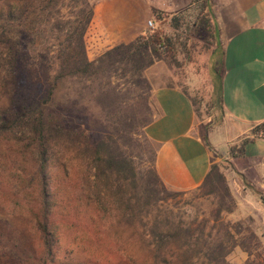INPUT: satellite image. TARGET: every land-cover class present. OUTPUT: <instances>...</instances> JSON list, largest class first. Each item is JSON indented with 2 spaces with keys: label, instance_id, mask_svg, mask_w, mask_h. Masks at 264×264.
I'll use <instances>...</instances> for the list:
<instances>
[{
  "label": "rangeland",
  "instance_id": "374dc122",
  "mask_svg": "<svg viewBox=\"0 0 264 264\" xmlns=\"http://www.w3.org/2000/svg\"><path fill=\"white\" fill-rule=\"evenodd\" d=\"M199 10L198 4L183 1L176 17L164 23L174 43L173 58L162 54L141 71L117 64L72 82L81 96L76 127L82 134L75 147L61 141L52 157L54 264L140 263L152 234L172 233L177 239L171 250L180 254V261L186 257L195 264H208L209 248L223 243L225 264H264V153L256 158H232L229 151L219 154L212 164L217 168L188 192L163 190L150 173L156 147L144 127L155 115L154 87L176 84L187 90L202 137L223 117L212 80L221 52L218 31L214 39L205 32L189 37ZM11 11L7 18L4 13L0 28L18 39V10ZM145 26L147 32L154 29L147 22ZM0 38L6 39L1 33ZM102 53L93 59L87 56L95 60ZM35 80L30 77L26 85L32 92L39 87ZM7 84L0 86V104L11 87ZM98 142L106 154L120 155L125 162L121 171L108 168L96 180L87 165ZM24 144L20 133L0 139V264H32L26 259L29 250L36 256L41 248L32 215L39 194L38 182L31 179L35 163L32 155L21 152ZM24 174L27 179L22 180ZM23 247L26 251L21 254Z\"/></svg>",
  "mask_w": 264,
  "mask_h": 264
},
{
  "label": "trees",
  "instance_id": "16d2710c",
  "mask_svg": "<svg viewBox=\"0 0 264 264\" xmlns=\"http://www.w3.org/2000/svg\"><path fill=\"white\" fill-rule=\"evenodd\" d=\"M145 1L150 9V21L156 27L114 45L95 60H90L87 56L86 34L94 17L91 0H0V21L4 20V13L6 18L7 15L9 17L11 8L18 10V39L13 38L11 32L8 36L5 28H0V33L6 38H0V86L3 82L5 86L11 84L0 104V139L3 136L12 137L16 133L23 134L26 144L21 152L34 157L35 168L30 177L38 182L39 194L38 205L32 215L41 248L36 256L29 250L26 259L32 264H54L56 259L55 226L52 221L55 194L51 185V171L56 162L52 157L61 141L75 147L73 144L82 134L76 127L79 118L78 99L81 96L72 82L102 73L117 64L130 65L135 71H141L151 66L162 54L173 58L174 43L166 35L164 23L169 17H176L183 1L200 6L189 37H198L201 32H205L214 39L218 31L211 10L212 0ZM173 20L175 22V18ZM220 48L219 66L213 69L212 80L214 94L221 107L220 86L217 88V84L221 82L222 44ZM30 77L36 78L35 83L39 86L37 91L32 92L26 86ZM41 77L45 82L44 90L40 85ZM1 95L4 96V93ZM246 143L248 140L230 147L231 157H244ZM88 158L91 164L87 165V170H94L96 180L101 178L99 173L104 176L108 168L111 172L121 171L125 162L120 155L106 154L100 142L93 146ZM216 168V165H211L204 182ZM150 173L156 185L165 190L154 168ZM21 179L25 180L27 176L24 174ZM176 235L152 234L147 242V252L136 264H195L193 258L185 257L180 261V254L171 250ZM23 251H26L24 247L21 248V254ZM226 254L223 243H218L210 247L205 256L208 264H225ZM22 259L25 260L24 257Z\"/></svg>",
  "mask_w": 264,
  "mask_h": 264
},
{
  "label": "crops",
  "instance_id": "0c3cea01",
  "mask_svg": "<svg viewBox=\"0 0 264 264\" xmlns=\"http://www.w3.org/2000/svg\"><path fill=\"white\" fill-rule=\"evenodd\" d=\"M94 17L86 34L93 59L143 34L150 19L145 0H91ZM223 45L220 99L223 117L202 137L190 94L179 85L152 89L155 115L144 134L155 145L154 169L169 190L198 188L219 154L245 144V156L264 153V0H212Z\"/></svg>",
  "mask_w": 264,
  "mask_h": 264
},
{
  "label": "built area",
  "instance_id": "2783aa9c",
  "mask_svg": "<svg viewBox=\"0 0 264 264\" xmlns=\"http://www.w3.org/2000/svg\"><path fill=\"white\" fill-rule=\"evenodd\" d=\"M148 27L150 28H154V24L152 23V21H147Z\"/></svg>",
  "mask_w": 264,
  "mask_h": 264
}]
</instances>
